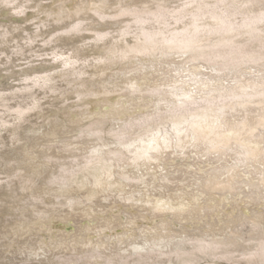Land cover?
Returning <instances> with one entry per match:
<instances>
[{
  "label": "rangeland",
  "instance_id": "rangeland-1",
  "mask_svg": "<svg viewBox=\"0 0 264 264\" xmlns=\"http://www.w3.org/2000/svg\"><path fill=\"white\" fill-rule=\"evenodd\" d=\"M113 1L120 9L130 10L136 8V4L171 0H29L24 9L28 20L24 22L21 17L14 18L5 12L0 13V23L18 21L23 24L43 14L45 17L40 19V24L51 25L68 17L61 4L73 8L88 5L106 8ZM246 1L249 4L231 5L240 11L243 6L247 7L248 10L243 11L247 14L264 10L259 7L264 0ZM55 7L60 11L55 12ZM31 10L38 14H31ZM99 10L90 11L110 15ZM113 27L99 26L98 30L97 26L91 30L108 31ZM259 30L264 32V24L259 25ZM256 39L251 49L256 51L262 47L264 52V36ZM249 41L233 44L243 45ZM135 49L149 57L136 58L126 64L118 62L98 74L91 70L89 74L98 78L95 80L53 75L52 72L61 69L56 67L44 78L47 86L43 91L35 89L22 94L33 100L37 112L28 116L8 113L6 118L11 123L0 126V176L14 178V195L0 192V203L12 205L7 211L0 207V264H107L110 261L122 264L136 255L172 254L174 251L166 246L173 240L181 239L190 245L192 240L213 242L220 238L228 243V236L232 234L248 242L255 239L251 234L264 233V97H257L253 102L217 103L224 97L264 92V59L262 63L255 62L257 66L252 62L255 67L249 64L245 65L248 67L221 69L201 63L213 56L209 53L211 50L166 58L161 55H164L162 51H159L161 56H152L158 51L151 46ZM2 52L5 50L0 49ZM189 58L198 61L186 64ZM157 63L163 65L158 68ZM8 78L0 77V85ZM258 79H262V83H255ZM52 86L58 89V94L49 95L53 92ZM197 91L199 94H194ZM59 97L78 101L59 111L45 110ZM205 100L213 101L214 105L193 107L181 117H163L158 118L159 122L137 125V121L146 120L149 115L174 111L182 102ZM95 121L102 125V130L108 128L111 133L135 125L117 137L120 142L114 138L107 142L103 137L84 138L81 133ZM201 122L206 126L200 128ZM98 129V126L94 128ZM231 132L234 134L230 135ZM106 153L117 155L106 160L103 157ZM79 156L88 162L90 156L99 159L91 161L92 164L84 159L87 163L79 164L72 176L57 174L65 166L69 167L68 160ZM58 159L62 160L59 164L49 162ZM56 177L63 178V183L57 182ZM56 201H62L58 204L62 208H56ZM41 204L45 206L40 208ZM50 206L54 207L49 209ZM165 211L167 213H163ZM160 244L165 247H159ZM176 249L181 251V248ZM236 252L231 250L227 255ZM159 253L156 254L158 262L173 264L159 258ZM95 257L103 261L91 262ZM239 258L238 255L233 257ZM148 260L150 262L135 258L128 264L157 263L155 257ZM182 263L195 264L190 259ZM219 264L230 263L221 261Z\"/></svg>",
  "mask_w": 264,
  "mask_h": 264
},
{
  "label": "bare ground",
  "instance_id": "bare-ground-1",
  "mask_svg": "<svg viewBox=\"0 0 264 264\" xmlns=\"http://www.w3.org/2000/svg\"><path fill=\"white\" fill-rule=\"evenodd\" d=\"M241 2H244V4L246 5L249 4L246 0H171L170 2H158L157 4H136V8L130 10L120 9V6L117 5L116 1H113L111 3V6L109 5L106 8H104V6L98 7L92 5L78 6L76 8H73L72 6L66 7V4H61V8L65 7L64 13H67L68 17L64 21H60L58 23H54L51 25L40 24V19L45 17V15L43 14H41L39 18L32 19L23 24L17 23L18 21H7V24L0 23V49L5 50L4 53H0V77H9L3 85H0V126L9 125L11 123L10 120L6 118L8 113L16 114L17 116H28V114L35 113V110L37 112L38 109H34L35 105L33 100L28 99V95L22 94L30 93L35 89H38L39 92L43 91L47 86V79L44 80V78L47 77L48 73L53 71L56 67L59 66L61 69L52 72L54 73L53 75H69L66 77L64 76V78H77L78 80H95L98 78H94L89 74L91 70H96V74H98L99 72H103L102 70L107 71L108 68H110L115 63L120 62L122 64H126L132 62L136 58L144 59L145 56L149 57L146 54H140V51L138 52V50L137 52H135L136 46L154 47L158 52H154V54L152 53V56L159 57L162 55L166 58L174 54H184L191 52H196L195 54H197L211 50L209 53L211 55L213 54L212 57H207L205 62L204 60H199L201 61V63L203 62V65L205 64L204 66L217 65L221 69L235 67L237 68L238 66L248 67L245 65L252 64V62H254V64L257 66L255 62H263L264 52L261 51L262 47H259L256 51H253L251 48L257 42V39L254 40L255 37L264 36V32L259 30V25L264 24V10H262V12L247 14L243 12L246 9L248 10L247 7L243 6V8H241V12L239 9L231 5L240 4ZM28 3L29 0H0V13L8 12L10 16L14 18L21 17L25 22L26 20H28V17L26 14L27 11H24V9ZM259 7H262L264 9V1L259 4ZM93 8L103 10L106 14L110 15H100L98 13L90 11ZM86 9L90 10L88 11ZM71 10L73 11L70 12ZM59 11L60 10H57V8L55 7V12ZM113 12L115 13L113 14ZM30 13L38 14L33 10H31ZM97 26L98 30L99 26L101 28L106 26H114L116 28H110L108 31H93ZM55 29H57L55 33L47 36L46 33L48 31ZM89 29L93 30L90 31ZM46 37L47 40H45ZM212 39L217 40H215L211 45L208 44ZM246 39H250V41L246 44L236 46H234L233 44L234 42H242L243 40L246 41ZM159 51H162L164 55H160ZM218 54L221 55L216 56ZM259 54H262V57L259 56L258 58L257 56ZM194 55L193 57H195ZM18 58L20 59L19 61ZM188 61H185L186 64L196 63V61L198 60H196V58H189ZM254 64H252V66ZM156 65L157 67H161L163 63H157ZM39 71L42 72L39 73ZM37 72L39 74H34ZM149 78L151 79V77ZM261 80L258 79L255 81V83H262ZM163 82L164 81H162L161 83L162 85ZM128 85L132 86V88L136 87L135 85L129 83ZM153 85H156V83ZM173 85H175V83H172V86ZM177 85H175L174 87H177ZM50 88L53 90V92L49 93V95L58 94V89L55 86H52ZM194 94L197 95L199 94V92H194ZM261 96L264 97V92L255 95L251 94L250 96L236 95L232 97H224L220 99V101L218 100L217 103H245L249 100H256L257 97L262 98ZM62 97L55 99L53 101V106L47 107L45 108V110L48 109L51 113L54 111H59L62 108H70L75 103H77L78 100L76 99L79 98V96H75L77 98L74 101H65ZM188 98L189 96H187V99ZM16 100L19 101L17 102ZM46 100L47 99H44V101ZM11 104H13L14 106H10ZM180 104V106H175L176 109L173 108L175 110L172 112H163L162 115L155 113V116L152 117L151 115H149L148 119L146 118V120H136L138 123L136 124L145 125V123H152L156 120V122H159L161 120L160 118L163 117H177L183 114H188L193 110V107L199 108L202 106H211L214 105V102L211 100H205L202 103L182 102ZM2 113L5 114L1 115ZM232 114H234V112H232ZM47 116L48 113L44 114L43 118L45 119ZM221 116H223V113L221 114ZM158 118L160 119L159 121ZM116 122V124H119L118 121ZM201 123L202 126H200V128L206 126L203 125V122ZM134 125L135 124L124 126L122 129L111 133L109 132L108 128L106 130H102V125L95 121L89 126L85 127V130L81 134L82 136H84V138L103 137V139L106 140L104 142H107L110 139L114 138L117 142H120L121 139L117 137L121 135L123 136V133H126V130H130V128H134ZM96 126H98L99 128L98 131L94 130ZM75 132L77 131L75 130ZM229 134L232 135L234 134V132H231ZM221 136L225 135L221 134ZM226 138H224V140ZM12 141L13 140H10V142ZM246 148H248V144L244 147V150H246ZM252 148H254L253 144ZM248 152L253 153L252 150H248ZM93 153H97V151H93ZM221 153L225 154V152ZM51 155L53 156V154ZM113 155L117 154L106 153L103 155V157L107 160L110 157H114ZM82 158L83 156H79L78 158H72L67 162L65 161L66 164H69V167L65 166L68 167V171H64V169H66L64 167L63 169H58L59 171L56 170L57 174H62L64 177L72 176L79 168L77 166L87 161L85 158L84 159L86 161ZM90 158H87L90 160L89 162H87L91 164L92 162H94V160H96V158L99 159V157L92 158V156H90ZM49 162H51L53 165H56L61 163L62 160H49ZM75 166L77 168H74ZM102 169H104V167H102ZM57 177L55 178V180L57 182L60 181L63 183V178ZM52 179L54 180V178ZM13 180L14 178L7 177L6 175L0 176V192H2V195H14V184L12 183ZM62 201H56V208H62L60 205H58L59 202ZM166 203L169 204V202L167 201ZM170 203H172L171 200ZM42 205L44 204H41L40 208L42 207ZM0 207L1 209L6 211L12 209V205L5 202L0 203ZM52 207L54 206H50L49 209H51ZM190 211L192 210L190 209ZM190 211L184 210V213L188 214L189 212L190 215ZM163 213L167 212L165 211ZM177 214L179 215V213L173 212V215ZM180 215H182V213ZM183 219L186 220L187 218L185 217ZM240 232H242V230ZM250 237H253L255 239L245 242L244 240L240 239L238 235L234 236L232 234H229L228 243H223L221 239L218 238L217 241L213 242H200L198 240H192L189 241L190 245L184 244L181 239L173 240L172 242H169L168 246H166L170 247L174 251L172 254L168 253L164 255L160 254L159 252H155L154 254L150 253L146 256H144V254L143 256L136 255L134 258L126 259L124 263L122 262V264H128L130 261H134L135 258L144 260L147 259L146 262H150L148 259L151 260L152 257H155L154 261L157 262L156 264H162L163 262H158V260L156 259V257H158L156 256V254L158 253L160 254L159 258L170 260L173 264H185L182 262L186 259H190V261L195 264H199L201 262H203L202 264H219L221 261H224L226 263L229 262L230 264H264V233L259 236L251 234ZM95 246H97V244ZM102 247H104V245ZM159 247H165V245L160 244ZM176 247L181 248V251H179V249H176ZM151 248L154 250L155 246L152 245ZM186 248L189 249L188 252L184 251V249ZM231 250H235L237 252L227 255L228 252H231ZM132 251L133 250H130L129 252ZM239 253L242 254L239 255ZM237 255L240 258L233 259V257ZM114 257L116 256L114 255ZM58 260L60 261L59 258ZM92 261L93 263H97L102 262L103 259L95 257L94 259H91V262ZM113 262L110 261L107 264H115ZM146 262H137L136 264H148Z\"/></svg>",
  "mask_w": 264,
  "mask_h": 264
}]
</instances>
